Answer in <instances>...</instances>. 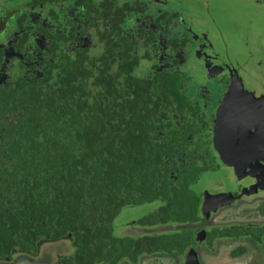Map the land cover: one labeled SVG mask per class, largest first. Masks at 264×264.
<instances>
[{
	"label": "trees",
	"instance_id": "obj_1",
	"mask_svg": "<svg viewBox=\"0 0 264 264\" xmlns=\"http://www.w3.org/2000/svg\"><path fill=\"white\" fill-rule=\"evenodd\" d=\"M59 1H27L35 29L12 5L0 16L23 29L17 45L29 46L5 63L0 82V258L63 240L70 250L60 264L136 263L181 248L190 233L116 235L114 221L156 202L136 225L200 217L189 189L195 161L178 168L175 158L188 148L170 117L186 103L183 78L153 65L134 74L140 53L148 57L145 30L110 17L122 12L115 0Z\"/></svg>",
	"mask_w": 264,
	"mask_h": 264
},
{
	"label": "flooded vegetation",
	"instance_id": "obj_2",
	"mask_svg": "<svg viewBox=\"0 0 264 264\" xmlns=\"http://www.w3.org/2000/svg\"><path fill=\"white\" fill-rule=\"evenodd\" d=\"M27 1L0 0V14L5 17L8 9L18 8L17 15L25 11L23 17L25 14L26 18L29 16L27 23L31 25L23 23L24 27L35 29L32 23L37 11L30 10L32 6L26 8ZM115 1L122 12L116 13L112 9L110 17H119L126 30L129 26H142L145 30L142 32L145 38L143 47L148 49V57L140 53L134 74L147 75L146 69L153 65L156 70H165L183 78L182 93L186 103L182 101L183 106L178 111L171 109L170 117L178 142L186 140L183 143L188 148L175 158L178 168L195 161L197 177L189 184V189L199 196L200 213V217L192 221L137 224L149 227L181 225L179 230L171 228L151 234L185 232L190 233V240L181 248L144 252L136 263L123 259L118 264L123 261L139 264L142 257L148 256L170 257L174 261L183 259L185 264L189 251L195 254L198 264H253L254 258L256 264H264V56L257 57L255 62L247 65V61L232 60L220 51L216 52L214 47L217 41L210 39L211 34L202 29L194 30L185 21H180L175 10L165 8L168 6L167 0ZM59 2L64 6L65 0ZM148 4L151 7H147ZM74 9L70 7L68 14L72 16ZM145 14L149 16L144 20ZM15 17L9 18L15 20ZM6 23L0 26V46H4L3 61L0 63L1 83L8 75L5 63L24 59L29 54V46L24 41L17 45L23 40V29L17 24L11 25L14 24L12 22ZM142 61L146 62L147 68L141 71ZM256 66L259 67L258 71ZM217 110L219 114L216 117ZM213 177H221L224 185H208ZM202 181H205V186L200 190L191 188L200 186ZM217 195H221V203L215 207L213 200ZM232 206L237 207L234 211L239 212L234 216L236 222H228L233 218H223L219 219L218 226L209 224L215 212ZM134 221L130 222L136 225ZM204 223L208 225L204 226ZM221 242L231 243L232 248L228 252L231 259H226L224 251L216 255L217 250L225 247ZM231 245L228 244V247ZM15 253L17 251L8 259L0 258V262L11 261ZM24 253L31 258L30 261L36 254ZM61 255H54L57 257L54 258L56 264H60L58 258Z\"/></svg>",
	"mask_w": 264,
	"mask_h": 264
},
{
	"label": "rangeland",
	"instance_id": "obj_3",
	"mask_svg": "<svg viewBox=\"0 0 264 264\" xmlns=\"http://www.w3.org/2000/svg\"><path fill=\"white\" fill-rule=\"evenodd\" d=\"M144 1L149 2L148 0ZM167 2L168 6L165 8L167 10H175L180 17V21H185L194 30L199 31L202 29L209 32L211 34L210 39L213 42L217 41L214 47L215 51L218 53L220 51L223 56L225 55L232 60L237 59L241 62L247 61V65L251 61L255 62L257 57L261 58V55L264 56V0H167ZM42 5L45 6L46 4L43 3ZM147 7L151 6L148 4ZM206 7L209 10H205ZM0 16L2 15L0 14ZM148 16V14H145L143 19L145 20ZM0 26H2L1 22ZM251 56L252 59H249ZM140 65L141 71L147 68L144 61ZM256 70L258 71L259 67L256 66ZM137 72H139V69ZM198 79L200 80V77ZM243 81H245L244 78ZM199 184L201 185L198 187L191 186V188L200 190L205 186V181ZM207 184L224 185L221 177H213ZM157 205L158 202L138 207H126L123 213L114 221L116 235L140 236L152 232L166 231L171 228L179 230L181 225H176V227H169V225L149 227L132 224L134 219L150 212ZM236 209L237 207L233 206L219 209L211 216L212 221L209 224L218 226L219 219L223 218H233L232 220L229 219L228 222H236L234 216L239 215V212L234 211ZM131 220L132 222H130ZM204 224V226L208 225V223ZM63 241L43 244L34 255L35 257L32 261H30L31 258L29 256L25 255L27 253L17 252L13 255L11 261L6 263L2 261L0 264H56L54 258L57 257H54V255L64 254L70 250V247L66 245L67 241ZM221 244L225 247L221 248L220 251L217 250L216 255L224 251L226 259H231L228 254L229 248H232L231 243L221 242ZM228 244L231 247H228ZM253 260V264H256L257 261ZM120 264L128 263L123 261ZM139 264H184V260L178 259L174 261L170 257L148 256L142 257Z\"/></svg>",
	"mask_w": 264,
	"mask_h": 264
},
{
	"label": "water",
	"instance_id": "obj_4",
	"mask_svg": "<svg viewBox=\"0 0 264 264\" xmlns=\"http://www.w3.org/2000/svg\"><path fill=\"white\" fill-rule=\"evenodd\" d=\"M218 114H219V111L217 112L216 117L218 116ZM220 196L221 195H217L214 197L215 199L213 201L215 204L213 206L217 207L218 205H220V203H221L219 200ZM204 201H205V199H204ZM215 207H213L211 209H214ZM203 210H204V206H203ZM185 264H198L196 256L192 251H189L187 256L185 257Z\"/></svg>",
	"mask_w": 264,
	"mask_h": 264
}]
</instances>
